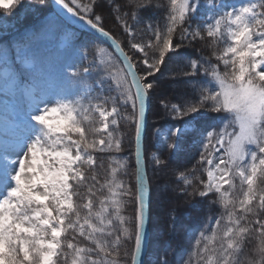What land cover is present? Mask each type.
<instances>
[{
	"label": "snow or ice",
	"instance_id": "snow-or-ice-1",
	"mask_svg": "<svg viewBox=\"0 0 264 264\" xmlns=\"http://www.w3.org/2000/svg\"><path fill=\"white\" fill-rule=\"evenodd\" d=\"M52 5L0 0V20L53 13L30 36L0 38V264H143L153 135V171L178 175L176 199L208 210L184 254L170 260L166 243L155 264H264V0ZM75 25L96 34L89 44L74 43ZM53 31L67 37L54 65L33 51ZM165 73L187 77L190 94L162 99L173 123L149 131Z\"/></svg>",
	"mask_w": 264,
	"mask_h": 264
},
{
	"label": "trees",
	"instance_id": "trees-1",
	"mask_svg": "<svg viewBox=\"0 0 264 264\" xmlns=\"http://www.w3.org/2000/svg\"><path fill=\"white\" fill-rule=\"evenodd\" d=\"M39 2L40 0H24L25 4H38ZM48 5L52 7L49 0ZM33 9L34 8H25L24 10L19 12L18 15H14L13 13H6L8 19L0 21L11 24L15 18L23 17V23L18 28V30L13 31V33L11 34L2 35L0 36V38L6 39L10 42H15L20 37L30 36L41 27V24L44 22V19L46 17H50L53 14L51 11H37L32 14L31 11ZM0 11L3 10L0 9ZM108 27H111L115 30V25L111 22V20L108 21ZM68 31L69 33L75 32L74 43L78 47L89 44L94 38V35L92 33L80 29V27L77 25L70 27ZM66 39L67 37L55 31L48 34H41L37 41L43 40L45 42H49L50 44L46 48L36 50V53L46 63H51L54 65L58 61V59L61 58L62 53L65 50ZM195 51L196 50L192 48H188L184 50L183 55L185 57H193ZM23 75L28 76V73L24 72ZM159 79L160 89L151 101L152 104L148 122L149 131H151L153 125L163 127L173 123V121L164 114V110L160 105V101L162 99L170 100L176 96L190 94V91L186 87V85L180 82L187 80V77L174 78L168 73H165V75L160 76ZM174 79L176 82H173ZM214 115L215 114L212 113L201 116L203 121H205L204 124L206 126L218 123L217 120L211 119V117ZM128 147L131 146L129 145ZM162 148L163 145L161 143L157 144L155 136H151L150 148L145 158L146 162H148V175L150 177V183L154 191V196L151 203V245L147 254L148 257L145 264H155L157 257L164 254L166 243L171 244V249L168 251V258L170 260L174 261L178 255H183L184 250L188 247L192 235L198 234V230L203 226L205 218L208 215L206 205L197 203L200 198H196L195 200H193V203L196 204V207L194 208L187 207L183 199H176V197L179 196V193L175 191L179 183L178 175H173L172 172L164 174L159 171H153L150 163L151 156L153 153L159 154ZM128 155L130 157L129 172L134 173V157H132L130 151L128 152ZM184 163H186V161L182 158L181 160L173 163L172 167L174 169H179ZM170 206H178L179 208V211L177 212L175 218V232L164 230L169 223ZM129 211H131V209H129Z\"/></svg>",
	"mask_w": 264,
	"mask_h": 264
},
{
	"label": "rangeland",
	"instance_id": "rangeland-1",
	"mask_svg": "<svg viewBox=\"0 0 264 264\" xmlns=\"http://www.w3.org/2000/svg\"><path fill=\"white\" fill-rule=\"evenodd\" d=\"M34 12H37V10L35 8L31 11V13L34 14ZM22 23H23V17L15 18L14 21H12L11 24H8V23H6L4 21H0V36L13 33V31L18 30V28L22 25ZM49 44L50 43L47 42V41L45 42L43 40H39L36 43H34L33 51L36 52V50L46 48V47L49 46ZM199 119H200L201 125L204 126V127H207L204 124L205 121H203V119L201 117ZM157 144H160V143L157 142Z\"/></svg>",
	"mask_w": 264,
	"mask_h": 264
},
{
	"label": "water",
	"instance_id": "water-1",
	"mask_svg": "<svg viewBox=\"0 0 264 264\" xmlns=\"http://www.w3.org/2000/svg\"><path fill=\"white\" fill-rule=\"evenodd\" d=\"M49 1H50L51 6L54 8L55 6L52 5V0H49ZM77 26H79V25H77ZM86 31L92 33L94 36L96 35L95 33L91 32V30H86ZM101 39H103V38H101ZM151 104H152V102H151ZM150 109H151V105H150ZM149 116H150V110H149V114H148V117H147V128L149 127V124H148V122H149ZM144 159L146 161V158L145 157H144ZM151 203H152V201H151ZM150 226H151V222H149L148 225L146 226L147 246H146V249H145V251H144V253L142 254V257H141V259L143 261V264L145 263V261L147 259V252H148V248H149V245H150L149 244L150 237H151Z\"/></svg>",
	"mask_w": 264,
	"mask_h": 264
},
{
	"label": "bare ground",
	"instance_id": "bare-ground-1",
	"mask_svg": "<svg viewBox=\"0 0 264 264\" xmlns=\"http://www.w3.org/2000/svg\"><path fill=\"white\" fill-rule=\"evenodd\" d=\"M151 221V220H150ZM151 227V226H150ZM150 241H151V237H150ZM150 241H149V244H150ZM151 245V244H150ZM150 245H149V248H150ZM149 248H148V251H149ZM147 254H148V252H147ZM147 257H148V255H147ZM145 263H146V261H145ZM144 263V264H145Z\"/></svg>",
	"mask_w": 264,
	"mask_h": 264
}]
</instances>
